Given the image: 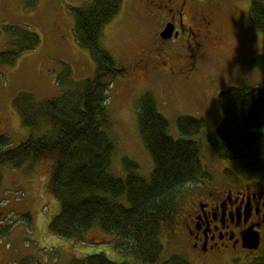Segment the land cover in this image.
I'll use <instances>...</instances> for the list:
<instances>
[{"label":"rangeland","instance_id":"rangeland-1","mask_svg":"<svg viewBox=\"0 0 264 264\" xmlns=\"http://www.w3.org/2000/svg\"><path fill=\"white\" fill-rule=\"evenodd\" d=\"M93 1L37 0L33 8H28L24 0H0V54L13 46L7 26L19 28L23 34L37 33L41 40L14 63L0 62V136L9 138L7 149L38 135L37 130L23 125L14 109L16 97L31 93L38 101L55 99L67 87L94 77L96 67L91 53L75 39L73 12L75 8L90 7ZM234 2L237 3L227 8L233 37L209 46L205 66L185 79L166 71L168 64H178L181 52L171 51L162 58L158 52H149L147 32L140 29L133 0H124L103 36L104 48L118 68L128 72L113 81L108 95L106 129L115 146L111 174L125 178L128 172L124 161L129 160L138 165L139 176L147 180L151 177L154 161L139 128V102L147 94L153 96L158 112L168 120L169 134L174 139L181 137L180 118L205 121L201 133L192 139L201 143L204 165L210 174L222 175L227 168L239 171L238 163L223 160L221 150L214 152L207 144L208 136L216 133L224 119L217 102L219 94L231 87H264V55L253 57L254 48H263L264 32L255 28L250 15L251 0ZM256 33L262 35L258 37ZM67 72L66 82L60 80ZM42 167L30 163L18 170L7 166L0 169V264H71L92 254H104L117 264H141L116 249L118 237L98 226L78 240L52 235L49 224L61 205L46 193L47 177ZM181 192L184 194L183 189ZM184 196L178 212L186 200ZM175 229L163 238V257H188L187 249L179 245L182 242Z\"/></svg>","mask_w":264,"mask_h":264},{"label":"trees","instance_id":"trees-1","mask_svg":"<svg viewBox=\"0 0 264 264\" xmlns=\"http://www.w3.org/2000/svg\"><path fill=\"white\" fill-rule=\"evenodd\" d=\"M24 1L28 8L37 3ZM123 2L94 0L88 8L74 9L75 39L90 51L95 75L67 87L55 99L38 101L31 93L16 97L13 105L23 125L37 130L38 135L11 149H7L9 138L0 136V169L7 166L18 170L30 163L43 166L46 193L61 205L49 224L54 236L83 239L98 226L118 237L116 249L141 264H192L185 255L163 257V238L176 225L182 189L210 176L202 145L192 139L201 133L205 121L180 118L181 137L174 139L155 99L145 95L139 102V128L154 161L151 177L139 176L138 165L129 160L124 161L125 178L110 172L115 146L106 129L108 95L113 81L128 72L118 68L104 48L103 36ZM250 15L255 26L264 30V0H251ZM6 30L13 46L0 54L2 63H14L20 54L41 42L37 33L23 34L9 26ZM67 78L68 72L60 80L66 82ZM217 102L224 119L216 133L208 136V147L214 152L221 150L223 160L238 163L240 174H264V87H231L219 94ZM2 183L0 174V188ZM71 264L117 263L104 254H92ZM254 264H264V256Z\"/></svg>","mask_w":264,"mask_h":264},{"label":"flooded vegetation","instance_id":"flooded-vegetation-1","mask_svg":"<svg viewBox=\"0 0 264 264\" xmlns=\"http://www.w3.org/2000/svg\"><path fill=\"white\" fill-rule=\"evenodd\" d=\"M232 1L133 0V5L149 52L160 58L181 52L178 64H168L166 71L188 79L207 63L209 46L232 36L227 9L237 3ZM257 48L253 57L264 55V43ZM226 170L183 188L186 200L175 232L192 264H254L264 256V174Z\"/></svg>","mask_w":264,"mask_h":264}]
</instances>
